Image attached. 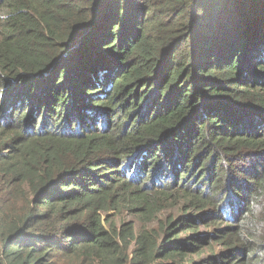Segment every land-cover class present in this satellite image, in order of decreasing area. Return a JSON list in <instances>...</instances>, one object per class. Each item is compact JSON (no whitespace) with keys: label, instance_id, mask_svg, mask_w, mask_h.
<instances>
[{"label":"trees","instance_id":"1","mask_svg":"<svg viewBox=\"0 0 264 264\" xmlns=\"http://www.w3.org/2000/svg\"><path fill=\"white\" fill-rule=\"evenodd\" d=\"M0 264H264V0H0Z\"/></svg>","mask_w":264,"mask_h":264},{"label":"rangeland","instance_id":"2","mask_svg":"<svg viewBox=\"0 0 264 264\" xmlns=\"http://www.w3.org/2000/svg\"><path fill=\"white\" fill-rule=\"evenodd\" d=\"M162 217L163 216L161 215L160 218H162ZM126 220L127 221H134V224H135L136 228L137 229L139 228V223H138V221L136 219L131 218V217H126ZM201 232L205 233V232H209V230L208 229H201Z\"/></svg>","mask_w":264,"mask_h":264}]
</instances>
